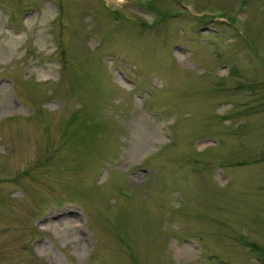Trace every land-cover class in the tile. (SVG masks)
<instances>
[{
	"label": "rangeland",
	"instance_id": "1",
	"mask_svg": "<svg viewBox=\"0 0 264 264\" xmlns=\"http://www.w3.org/2000/svg\"><path fill=\"white\" fill-rule=\"evenodd\" d=\"M264 0H0V264H264Z\"/></svg>",
	"mask_w": 264,
	"mask_h": 264
},
{
	"label": "trees",
	"instance_id": "2",
	"mask_svg": "<svg viewBox=\"0 0 264 264\" xmlns=\"http://www.w3.org/2000/svg\"><path fill=\"white\" fill-rule=\"evenodd\" d=\"M263 258H264V254H262Z\"/></svg>",
	"mask_w": 264,
	"mask_h": 264
}]
</instances>
